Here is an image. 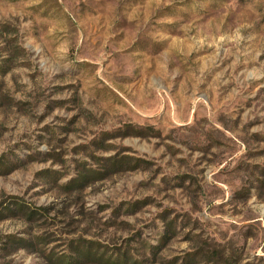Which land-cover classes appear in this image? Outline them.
<instances>
[{"label": "rangeland", "instance_id": "1", "mask_svg": "<svg viewBox=\"0 0 264 264\" xmlns=\"http://www.w3.org/2000/svg\"><path fill=\"white\" fill-rule=\"evenodd\" d=\"M264 264V0H0V264Z\"/></svg>", "mask_w": 264, "mask_h": 264}, {"label": "trees", "instance_id": "2", "mask_svg": "<svg viewBox=\"0 0 264 264\" xmlns=\"http://www.w3.org/2000/svg\"><path fill=\"white\" fill-rule=\"evenodd\" d=\"M122 264H124V263H122Z\"/></svg>", "mask_w": 264, "mask_h": 264}]
</instances>
